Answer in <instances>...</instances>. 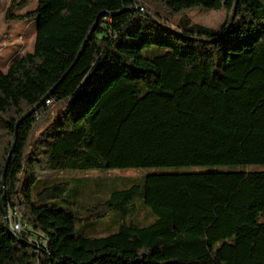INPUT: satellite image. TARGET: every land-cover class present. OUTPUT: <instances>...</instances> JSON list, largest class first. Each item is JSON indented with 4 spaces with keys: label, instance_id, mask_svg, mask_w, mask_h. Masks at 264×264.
Wrapping results in <instances>:
<instances>
[{
    "label": "trees",
    "instance_id": "1",
    "mask_svg": "<svg viewBox=\"0 0 264 264\" xmlns=\"http://www.w3.org/2000/svg\"><path fill=\"white\" fill-rule=\"evenodd\" d=\"M194 6L230 15L218 31L181 17L159 33V17ZM12 8L6 22L34 20L35 33L32 50L0 71V199L31 238L11 231L0 208V264H264V0H36L31 11ZM152 45L166 50L141 53ZM150 93L171 99L191 166L234 170L113 177L121 188L83 204L86 218L125 216L139 195L155 220L119 222L105 236L76 234L72 208L32 201L33 182L36 200L68 189L65 178L37 181L44 171L107 170L121 125Z\"/></svg>",
    "mask_w": 264,
    "mask_h": 264
},
{
    "label": "rangeland",
    "instance_id": "2",
    "mask_svg": "<svg viewBox=\"0 0 264 264\" xmlns=\"http://www.w3.org/2000/svg\"><path fill=\"white\" fill-rule=\"evenodd\" d=\"M13 5V13H25L34 9L36 0H0V71L4 72L9 64L16 58L28 53L32 50L35 28L33 21H26V26H22L21 20H10L6 22L4 15L6 9ZM137 6L146 7L145 4L137 3ZM139 9V8H137ZM152 12L153 9H152ZM230 12L220 9H209L202 6L186 7L180 9L176 14L169 18L159 17L161 20V26L158 28L159 33H162L165 29L172 31L175 24L181 17H187L191 23L204 26L214 31H218L222 25L227 21ZM156 16V15H155ZM25 24V23H24ZM167 32V31H166ZM173 37L174 35L171 34ZM181 42V40H180ZM183 48L195 47L192 42H181ZM166 50L165 47L159 45H152L151 48H142L141 53L145 56H152L154 54H160ZM162 107L168 110V113L164 114ZM156 113L157 115H154ZM143 117L151 119L149 122L151 126L140 130L139 133L134 129L132 135L130 130V123L135 124L133 119L128 120L127 123H123L120 127L117 144L120 145L129 136L134 141H140L143 145L145 153L149 155V149L152 148L148 142V136L152 132L160 130L164 137L172 134L175 129V118L173 111L163 104L157 105V111L153 112L151 108H146L142 113ZM167 115V116H166ZM40 116V115H39ZM129 119V117H128ZM41 120L37 119L38 127ZM136 132V133H135ZM179 135V132H178ZM30 147V146H29ZM141 150V149H140ZM258 168V167H255ZM173 166H159V167H144L142 172H137L134 169H112L111 171L102 170H68L63 171L60 169L44 171L36 177V180H42L47 178H65L68 180V189L62 196L54 198H43L36 200L34 198L35 188L37 183L33 182L30 186L32 191L29 192L32 201L36 205L54 204L62 208H72L75 215V233L84 236H105L114 232L119 222L125 221L126 223H134L138 226H145L154 222L155 217L150 213V209L145 206L142 200L136 196L135 206L129 210L125 216H122L113 211H109L105 216L98 219L86 218L87 212L83 210V204L93 205L99 199L106 198L110 192L114 189H120L119 185L112 183L113 177H135L142 176L146 173H191V172H208V171H231L234 170L233 166H192L189 172H175ZM258 220L264 222V212L258 217Z\"/></svg>",
    "mask_w": 264,
    "mask_h": 264
},
{
    "label": "crops",
    "instance_id": "3",
    "mask_svg": "<svg viewBox=\"0 0 264 264\" xmlns=\"http://www.w3.org/2000/svg\"><path fill=\"white\" fill-rule=\"evenodd\" d=\"M32 21L35 28V21ZM19 22L22 23V26H26L27 24L26 21ZM158 103L163 104L167 108L170 107L173 111L172 101L170 98L150 93L147 97L136 104L129 115V119L125 122L127 123L128 120L130 121L131 119L135 122V124L130 123L132 135L134 134V129H138L136 132L139 133V131L145 129V127L147 128L148 126H151L149 122L144 120L142 113L146 108L157 106ZM166 111L167 114L168 110L166 109ZM131 136H129L120 145L116 142L118 138L117 136L108 154V168L105 171H111L112 169L117 168L134 169L137 172H142L144 167L159 166H173L176 169L175 172L191 171L192 166L190 165V162L180 152L181 138L180 135H178L176 123L175 129L172 134L167 137V139L160 130L149 134L148 142H150L149 145L152 147L149 149L150 156L145 153L141 140L134 141Z\"/></svg>",
    "mask_w": 264,
    "mask_h": 264
},
{
    "label": "built area",
    "instance_id": "4",
    "mask_svg": "<svg viewBox=\"0 0 264 264\" xmlns=\"http://www.w3.org/2000/svg\"><path fill=\"white\" fill-rule=\"evenodd\" d=\"M137 3H140V2H137ZM134 7L135 8H139L140 10H143L142 6L135 5ZM54 99L55 98H51V99L45 100V105L46 106H51L52 103L54 102ZM44 112H45L44 110H41V113H44ZM6 218H7L8 225H12L13 228L16 229V231H20L24 235H26L27 238H31L30 237L31 231H30L28 225L25 224V223H22L19 220V216H18V213H17L15 207H13V208H11V207L7 208V210H6Z\"/></svg>",
    "mask_w": 264,
    "mask_h": 264
},
{
    "label": "water",
    "instance_id": "5",
    "mask_svg": "<svg viewBox=\"0 0 264 264\" xmlns=\"http://www.w3.org/2000/svg\"><path fill=\"white\" fill-rule=\"evenodd\" d=\"M98 18H99V15L97 16V18H96V20H95V23L93 24L91 30L89 31V33L87 34V36H86L85 39L83 40V44H84L85 42H87V40H88L89 37H90V34L95 30V27H96V23H97ZM80 51H81V50H80ZM80 51H79V53H80ZM78 56H79V54H78ZM78 56H77V58H78ZM77 58H76L75 61L73 62L72 66H73L74 63L76 62ZM72 66H71V67H72ZM67 72H68V71H67ZM51 91H52V89H50V90H49V91H48V92H47V93H46V94L40 99V101H39L34 107H32L29 111H27L26 113H24V114L22 115L21 118H24L25 116H27L28 114H30L33 110H35L36 106L39 105V104H40L45 98H47V96H49V95L51 94ZM15 139H16V135H15V133H14V135H13V139H12V143H11V149L13 148V145H14ZM11 149H10V151L8 152V155H7V157H6V161H5V165H4V170H3V174H2V180H3V181H4V175H5V170H6V166H7V161H8L9 158H10ZM3 198H4V197L2 196L1 199H0V208H1V212H2V217H3L4 223H5V225L7 226L6 211L2 209Z\"/></svg>",
    "mask_w": 264,
    "mask_h": 264
},
{
    "label": "bare ground",
    "instance_id": "6",
    "mask_svg": "<svg viewBox=\"0 0 264 264\" xmlns=\"http://www.w3.org/2000/svg\"><path fill=\"white\" fill-rule=\"evenodd\" d=\"M9 228L11 229V231H15L16 233H18V234H20V235H23V233H22V232H20V231H16V229H15V228H13V226H12V225H9Z\"/></svg>",
    "mask_w": 264,
    "mask_h": 264
}]
</instances>
